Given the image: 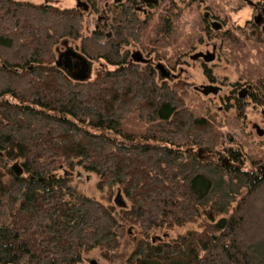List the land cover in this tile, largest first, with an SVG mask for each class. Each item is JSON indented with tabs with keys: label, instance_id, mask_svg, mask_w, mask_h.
<instances>
[{
	"label": "trees",
	"instance_id": "obj_1",
	"mask_svg": "<svg viewBox=\"0 0 264 264\" xmlns=\"http://www.w3.org/2000/svg\"><path fill=\"white\" fill-rule=\"evenodd\" d=\"M55 1L0 0V264H86L94 251L106 264H264V167L219 150L180 83L130 56L150 24L139 7L156 4L82 0L113 11L108 32L83 35L86 7ZM69 46L98 62L89 78L57 64ZM131 116L144 131L124 127ZM80 170L108 203L74 184ZM131 226L142 237L128 251Z\"/></svg>",
	"mask_w": 264,
	"mask_h": 264
},
{
	"label": "rangeland",
	"instance_id": "obj_2",
	"mask_svg": "<svg viewBox=\"0 0 264 264\" xmlns=\"http://www.w3.org/2000/svg\"><path fill=\"white\" fill-rule=\"evenodd\" d=\"M32 1L38 3L42 0ZM80 1L86 5V1ZM251 1L157 0L154 7L145 6L146 12L141 13L143 18L147 16L150 19L142 42L132 41L127 46L131 52L144 51V54L155 59L154 63L161 62L169 69L176 67L171 81L180 83L178 90L185 106L199 117L214 120L213 129L221 134L218 149L241 150L246 156V168L264 167V91L258 90L261 101L255 100L250 94L251 91L256 93L258 87L264 84V27L259 30L254 22L258 15L264 19V14L259 7L255 9ZM253 2L264 5V0ZM54 4L73 8L77 7L78 0H56ZM109 4L102 1L97 11L91 7L85 8L83 35L95 29L109 31L113 17V11L110 10L112 6ZM206 12L219 17L223 23L221 30H208L204 18ZM165 20H169L168 28H165ZM213 44L217 46V56L212 62L203 64L200 60L190 58L199 51H212ZM93 62L92 73L98 66V62ZM204 84L218 85L222 91L219 94L204 95L195 89ZM243 90L249 93L242 98L244 103L240 105L236 98ZM124 127L129 131L141 132L145 130L146 124L131 116ZM80 171L79 179L76 181L75 178L74 184L88 196L108 203V187L99 189V178L95 174ZM118 193L116 190L112 196L114 204ZM121 200L125 202V207L130 208V201L122 193ZM178 231L185 229L167 232V235L173 237ZM129 232L131 246L128 251L142 237L134 226L129 227ZM86 258V264H90L91 259L106 264L97 251Z\"/></svg>",
	"mask_w": 264,
	"mask_h": 264
},
{
	"label": "water",
	"instance_id": "obj_3",
	"mask_svg": "<svg viewBox=\"0 0 264 264\" xmlns=\"http://www.w3.org/2000/svg\"><path fill=\"white\" fill-rule=\"evenodd\" d=\"M84 5L86 9L88 8L83 2L78 0V6ZM206 57L203 53H198L194 55L193 59H198L199 57ZM142 55L140 52H135L132 58L136 61L143 60ZM57 64L62 67L67 73H69L72 77L80 80H85L89 78L91 70H92V63L81 53L78 51L68 48L66 51L62 52L59 57ZM159 69L165 70V66L159 64ZM197 91L202 92L204 95H209L210 93L217 94L219 88L215 85H202L200 87H195ZM260 133H262L260 131ZM19 170V169H18ZM115 203L119 207H125L126 204L124 201L121 200V193L119 191L118 195L115 198ZM90 264H99L97 260L91 259L89 260Z\"/></svg>",
	"mask_w": 264,
	"mask_h": 264
},
{
	"label": "flooded vegetation",
	"instance_id": "obj_4",
	"mask_svg": "<svg viewBox=\"0 0 264 264\" xmlns=\"http://www.w3.org/2000/svg\"><path fill=\"white\" fill-rule=\"evenodd\" d=\"M146 2L147 3H156L157 2V0H146ZM250 4L255 8V9H258V7L260 8V11L261 12H263L262 14H264V5H262L261 3H259V4H257V3H254L253 2V0L250 2ZM139 10L143 13V12H146V9H144V5L142 6V8L141 7H139ZM205 21H206V23H207V28H208V30H209V28L210 29H215L216 31H219V30H221L222 29V27H223V23L219 20V17L218 16H216V15H214V14H212V13H209V12H206L205 13ZM255 21V24L256 25H258V27H261L262 28V26L264 27V19H262V17L261 16H257V17H255V19H254ZM263 23V24H262ZM67 50V49H66ZM65 50V51H66ZM135 52H140V54L142 55V59L143 60H139L138 62H141V63H145V64H148V63H152V64H155V66H156V68L157 69H159L158 68V66H159V64H162L161 62L160 63H154L155 62V59L154 58H152V57H150L149 55H146V54H144L143 52L144 51H135ZM135 52H131L130 51V56H131V58H132V56H133V54L135 53ZM198 53H203L206 57H203V56H201V57H199L198 59H193L192 57L194 56V55H196V54H198ZM216 56H217V46H216V44H213V46H212V51H210V50H206L205 52L204 51H199V52H196V53H194V54H192L191 56H190V58L191 59H193V60H200V61H202L203 62V64H207V62H212L215 58H216ZM133 59V58H132ZM162 65H164V64H162ZM165 66V70H162V69H159V71H160V73L166 78H169V79H172L175 75L173 74V71L175 70V68L176 67H173V69H169L166 65H164ZM204 85H210V84H204ZM211 85H214V84H211ZM202 86V85H201ZM215 86H217L218 88H219V91H218V93L217 94H219L220 93V91H222V87H220V86H218V85H215ZM250 88V87H249ZM233 91H235V88L233 89ZM232 91V92H233ZM249 92L248 91H246V90H243V91H241L240 92V96H239V98H244L247 94H248ZM250 94H251V96H253V91H251L250 92ZM260 97V96H259ZM238 98V97H237ZM237 100V99H236Z\"/></svg>",
	"mask_w": 264,
	"mask_h": 264
}]
</instances>
